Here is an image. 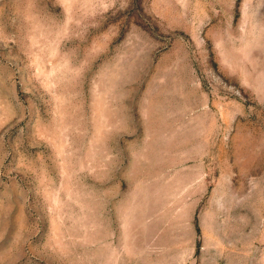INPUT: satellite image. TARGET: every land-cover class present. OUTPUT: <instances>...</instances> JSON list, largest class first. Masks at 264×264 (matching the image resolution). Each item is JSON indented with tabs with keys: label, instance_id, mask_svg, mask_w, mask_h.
<instances>
[{
	"label": "rangeland",
	"instance_id": "374dc122",
	"mask_svg": "<svg viewBox=\"0 0 264 264\" xmlns=\"http://www.w3.org/2000/svg\"><path fill=\"white\" fill-rule=\"evenodd\" d=\"M0 264H264V0H0Z\"/></svg>",
	"mask_w": 264,
	"mask_h": 264
}]
</instances>
